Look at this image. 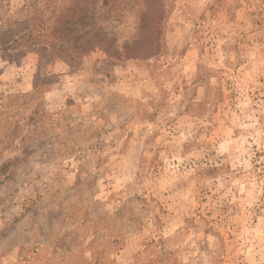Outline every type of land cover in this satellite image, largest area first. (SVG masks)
<instances>
[{
	"label": "rangeland",
	"instance_id": "rangeland-1",
	"mask_svg": "<svg viewBox=\"0 0 264 264\" xmlns=\"http://www.w3.org/2000/svg\"><path fill=\"white\" fill-rule=\"evenodd\" d=\"M149 4L0 0V264H264V0Z\"/></svg>",
	"mask_w": 264,
	"mask_h": 264
},
{
	"label": "trees",
	"instance_id": "trees-1",
	"mask_svg": "<svg viewBox=\"0 0 264 264\" xmlns=\"http://www.w3.org/2000/svg\"><path fill=\"white\" fill-rule=\"evenodd\" d=\"M149 2H150V4H149V8H150V11H152V13H153V11H154V14L155 15H158L159 13H160V10H155V8H154V4L157 2V0H149ZM151 7H152V9H151ZM144 29H146V28H144Z\"/></svg>",
	"mask_w": 264,
	"mask_h": 264
}]
</instances>
